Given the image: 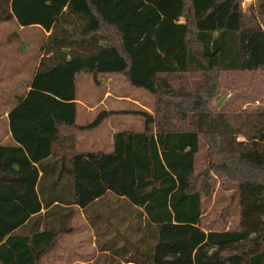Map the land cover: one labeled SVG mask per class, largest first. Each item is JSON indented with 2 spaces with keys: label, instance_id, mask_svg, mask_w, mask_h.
Instances as JSON below:
<instances>
[{
  "label": "trees",
  "instance_id": "1",
  "mask_svg": "<svg viewBox=\"0 0 264 264\" xmlns=\"http://www.w3.org/2000/svg\"><path fill=\"white\" fill-rule=\"evenodd\" d=\"M244 1L0 0V22L45 35L0 143V264H42L78 206L100 251L87 264H264V107L196 105L218 97L223 71H264V0ZM105 74L154 109L128 110L144 127L115 132L111 151H80L78 131L114 112L80 126L77 80ZM213 172L236 184V228L202 225Z\"/></svg>",
  "mask_w": 264,
  "mask_h": 264
},
{
  "label": "rangeland",
  "instance_id": "2",
  "mask_svg": "<svg viewBox=\"0 0 264 264\" xmlns=\"http://www.w3.org/2000/svg\"><path fill=\"white\" fill-rule=\"evenodd\" d=\"M256 0H245L243 6L248 10V7L252 4H255ZM20 30V31H19ZM18 32L20 34V41H9L6 40L10 34ZM42 29L38 26H27L21 28L14 21H6L0 23V50L5 45L8 48L10 43L9 50L11 52L6 53L9 56H12V53L17 55V47L19 48L21 44H26L22 47V52L19 54L21 59H25L29 56L28 62H30V55H37V49L40 47L42 40L45 38V35L42 33ZM26 47V48H25ZM25 49V50H24ZM31 63V62H30ZM8 66L4 65L3 60L0 56V73L3 69H7ZM118 75L117 78L120 80L119 83L111 84L112 89L117 88L118 93L128 95L138 99L140 102H145L149 104L147 94L151 93L147 90L131 85L126 77L122 74ZM80 80L79 84V93L82 100L93 103L95 100L99 99L100 96L104 93L106 86L105 83L99 84L94 81L92 75H84ZM81 78V77H80ZM221 88L219 90L218 97L214 98L211 102L208 103L206 97H200L196 100V105L198 109L204 110L209 105L210 108L221 107L222 105L229 106L234 108V110H240L241 107H264V71H231V72H222L221 73ZM8 84V83H6ZM3 89H5L3 87ZM11 91V88L9 89ZM114 100L109 99L107 104L113 103ZM118 107L126 108L127 112H121L118 114L112 115L109 118L112 124L118 125V129H134L139 130L144 126V119L133 112H128V110H138L140 105L137 103H131L130 101H119L117 102ZM104 108L100 109L103 110ZM98 112V113H99ZM98 113L91 118L89 122H81L86 119L85 110L81 111L80 122L81 124H91L93 123ZM92 117V115H91ZM200 130L205 131L208 127L207 118H202L199 121ZM88 132V133H87ZM82 134H87V136H96L93 128H85ZM87 139L91 141L92 139ZM96 142V141H93ZM202 149L197 156V169L203 170L207 166L206 161V144L204 139H202ZM79 149H89L97 150L108 149L106 146H101L100 143H96L95 146L87 148V146L80 144L78 145ZM211 184L212 191L211 195L204 197L203 200V219L202 225L206 229H228L236 228L238 224V210L237 202L232 197V194L235 191L236 184L229 181L224 175L213 172L211 174ZM75 226L79 225L78 221H75ZM80 234H77L74 239L76 242L71 240V235L63 239L60 247H57L55 253H51L49 257L45 258V264H68L70 262L77 261L75 257H81L87 255L83 261H88L92 259L94 254L90 256L92 249L90 248L89 242L86 241V238L90 236L89 232L87 234L83 231H80ZM80 240V241H79ZM79 241V242H78ZM87 242L84 243V242ZM83 244V246H79ZM89 252V253H88ZM63 256L64 258H59ZM59 258V259H58ZM75 259V260H73Z\"/></svg>",
  "mask_w": 264,
  "mask_h": 264
},
{
  "label": "crops",
  "instance_id": "3",
  "mask_svg": "<svg viewBox=\"0 0 264 264\" xmlns=\"http://www.w3.org/2000/svg\"><path fill=\"white\" fill-rule=\"evenodd\" d=\"M3 23V22H0ZM23 28V26H20ZM20 31V30H19ZM18 33V32H17ZM6 40H8V37H6ZM19 41V40H17ZM26 44H21L20 47H17V55L15 53H12V56L6 53L11 52L9 50L10 43L8 44V48L5 47V45L1 48L0 50V56L1 60H3L4 65H7V69H3V71L0 73V143H7L10 141L12 138V133L10 130V118L9 114L11 112L12 107L17 104L18 98L26 94L30 90V81L35 75L38 65H39V59L33 60V56L30 55V62H28L29 56L26 57L25 59H21V56L19 52H22V47H24ZM21 48V49H20ZM26 48V47H25ZM25 50V49H24ZM38 51V49H37ZM118 75L115 74H105L101 75V84L103 85L105 83L106 89L104 93L100 96L99 99L95 100L93 103L87 102L86 100H82L80 97L79 93V84L80 80L85 77L84 75H81L78 77L77 80V98L76 102L78 104V110H77V123L80 126H86L87 124H81V122H89L91 118H93L100 109L104 108L103 110H107L110 112H114L110 115H108L104 121L97 127L93 128V131L95 132L96 136H87V134H82L84 129H80L77 133V148L78 145L83 144L87 146V148H91V146H95L96 143H100L101 146H106L108 149L102 150V149H97V150H102V151H111L113 149V136L115 132L118 130H123V129H118V125L112 124L110 122L109 118L112 117L114 114H118L121 112H127L126 108L118 107L117 102L119 101H130L131 103H137L140 105L142 109H146L149 112H153L154 109V97L152 94L148 95V103L145 102H140L138 99L134 97H130L128 95L120 94L118 93V89H112L110 86L112 83L116 84L119 83L120 80L117 78ZM81 77V78H80ZM8 83V84H6ZM3 87L5 89H3ZM11 88V91L9 89ZM109 99L114 100L113 103L107 104V101ZM85 110L86 114V119L81 121L80 116H81V111ZM102 111V110H101ZM100 111V112H101ZM99 114V113H98ZM92 115V117H91ZM81 121V122H80ZM144 127V126H143ZM142 127V128H143ZM141 128V129H142ZM139 129V130H141ZM88 133V132H87ZM92 139L91 141H88L87 139ZM96 141V142H93ZM79 149V148H78ZM80 151H93L89 149H79ZM42 174V172H40ZM78 212L73 218V226L74 230L65 234L58 242L57 246L47 255L44 256L42 264H45V258L49 257L51 253H55L57 247L61 246V243H63V239L65 237H69L71 235V240L73 242H76L75 236L77 234H80V231H83L87 234L89 232L90 236L89 238H86V241L89 242L90 248L92 249V252L90 253L94 256L92 259L88 261H83L87 255H83L81 257H75L77 261L75 262H70L68 264H87L88 262H92L100 253L97 244H96V235L94 232V229L91 227L90 223L88 222L82 206H78ZM47 209L43 208L42 212L44 213ZM75 221H78L79 225L76 227L75 226ZM80 241V240H79ZM78 241V242H79ZM84 242L87 244V242ZM83 243V244H84ZM79 245L80 247L83 246ZM89 253V252H88ZM59 258H64L63 256ZM58 258V259H59ZM75 260V259H73Z\"/></svg>",
  "mask_w": 264,
  "mask_h": 264
}]
</instances>
